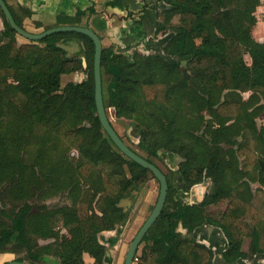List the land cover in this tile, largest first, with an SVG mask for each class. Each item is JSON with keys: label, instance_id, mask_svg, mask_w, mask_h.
Masks as SVG:
<instances>
[{"label": "trees", "instance_id": "16d2710c", "mask_svg": "<svg viewBox=\"0 0 264 264\" xmlns=\"http://www.w3.org/2000/svg\"><path fill=\"white\" fill-rule=\"evenodd\" d=\"M158 1L165 5L156 32L157 36H166L161 41L164 53L186 63V67L159 56H142L135 53L137 50L126 53L114 47L103 49L106 110L114 108L121 112L128 108L133 112L142 98L161 109L170 105L176 91L194 89L198 105L211 119L207 121L204 113H199L196 125L187 124L185 131L192 130L195 141L188 144L181 139L183 131L171 127L174 116L166 117L168 141L147 148L153 157H158V151L165 148L187 160L179 169L182 176L179 186L167 175L166 206L145 236L137 264H215L214 251L192 237L205 224L224 232L228 240L226 261L252 259L264 254V214L253 205L254 194L247 180L256 181L252 167L259 166L257 179L264 185V160L256 155L255 146L260 145L264 152V127L259 130L257 125L264 115V43L257 42L252 34L260 0ZM85 14L78 13L79 17ZM0 15L4 21V30L0 31V187L11 185L13 192L23 185L21 171L11 172L10 167L23 160L24 146L43 149L50 133L72 141L86 131L90 141L82 150L87 160L76 166L80 179L74 183L81 191L76 208L69 212L62 209L33 213L30 207H22L11 216L0 207V255L11 252L9 248L16 245L27 255L17 261L36 264L47 254L38 245L39 239H54L57 242L54 255L60 264H85L84 253L94 258V264H105L107 248L100 243L99 235L124 224L128 214L119 207L120 202L141 192L150 175L155 177L128 157L126 162L124 157L114 158L110 154L111 145H116L106 132L103 134L96 108L94 42L78 33H57L39 42L19 44L18 34L1 8ZM176 16H179L177 23L173 22ZM72 37L84 44L87 68L81 58L66 57V51L58 47L61 40ZM247 55L251 64L246 61ZM160 69L166 71L167 79H156ZM78 71H83L87 79L63 86L62 77ZM106 73L112 78L108 99L104 92ZM85 122L89 126L80 127ZM2 126L5 130L1 134ZM235 131L245 135L246 140L239 142L233 138ZM194 164L198 169L190 170ZM98 166L104 167L102 174L107 173L105 177L100 175L103 189L81 188V181L94 183ZM36 175L35 171L25 172L26 182ZM207 179L212 181L213 188L202 202L188 204L177 199L180 193L189 192ZM67 184L71 185L69 180ZM223 200H228V206L219 219L215 218L208 208ZM60 212L71 239L58 243ZM180 227L188 234L179 232ZM248 239L250 246L246 252L243 246Z\"/></svg>", "mask_w": 264, "mask_h": 264}, {"label": "rangeland", "instance_id": "374dc122", "mask_svg": "<svg viewBox=\"0 0 264 264\" xmlns=\"http://www.w3.org/2000/svg\"><path fill=\"white\" fill-rule=\"evenodd\" d=\"M161 11H163V8H161ZM162 13L163 12H161V14ZM161 20H163V15H161ZM178 21L179 16L174 17L173 22L177 23ZM165 37V35L157 36L156 34L153 37L146 39L142 43L138 44L139 47L135 49L137 50L135 53L137 52L142 56H159L163 60H166V62H170L174 65L180 64L182 68L186 67V63H181L176 57H171L164 53L163 49L165 45L161 43V41ZM19 42L25 43L30 41L19 37ZM246 60L247 62L251 61L249 56L246 57ZM167 78L168 76L166 75V71L164 69H160L156 79L164 80ZM63 80V86L70 82L67 76H64ZM111 81V75L106 73L104 77V92L106 99L109 98L108 87ZM195 94L196 93L194 89L176 91L172 95L170 105L161 107V109H159L160 107L158 104L155 105L145 102L142 100V98L137 102L135 111L133 112L128 108L123 109L121 112H117L114 108H109L107 110L111 123L123 141L140 155L152 159L156 165L159 166L162 171L169 176L171 182L174 183L175 186H179L182 183V176L179 169L184 167L183 162H185L187 159L182 155L176 152H170L165 148H161L158 151V157H153L150 155L147 148L150 145L162 142L163 140L168 141L166 139L167 132L165 131L164 125L167 120L166 117L172 118L173 116L174 118L171 127H175L176 129L179 128L183 131L180 134L182 141L187 142L188 144L195 142L193 141L194 135L192 130H190L188 133L185 131L187 124L191 122L192 126L193 124L196 125L199 113H204L207 121H209L208 119H211L209 113L201 109V107L198 105V100ZM243 96L248 98L249 94H244ZM85 123L86 124L80 127L89 126L87 122ZM0 124H2V122H0ZM257 125L259 130L264 127V115L258 119ZM216 127H218V124H216ZM1 130L2 134L5 130V127L2 126ZM103 134H105V131H103ZM233 136V138L239 140V142H244L246 140L245 135L243 136L241 133L237 134L236 131L234 132ZM250 136L253 137V134ZM250 139L253 140V138ZM88 140V134L86 131H82L81 134L78 137L73 138L72 141H64L56 134L50 133L49 141L43 149L36 150L30 146H24L23 160H20V163L18 162V166L10 167L11 172L15 170L21 171L23 176H21L20 182H22L23 185L14 188L13 192L11 185H6L9 189L6 188L5 185H2L0 187V207L7 210L11 216L16 215L19 209L22 207H30L33 213L46 211L56 212L62 209H65L66 212H69L71 209H73V207L76 208L75 205L81 193L74 183L75 180L80 179L76 173V166L87 160L86 157H83L82 150H84L87 144L90 143ZM141 142H143L145 145H142ZM255 146L257 150L256 155L260 158V160H264L263 149L260 145L256 144ZM110 154L114 158H119L122 156L125 158L123 159L126 160V162L129 160L114 145H111ZM240 160L242 159L240 158ZM34 164L36 166H32ZM239 166L242 168L241 162H239ZM198 167V165L194 164L190 166V170H197ZM252 168L254 169L253 172L256 180L253 182L252 186L256 192L254 206L257 209H261L264 214V185L257 179V174H259V166H257L256 169L254 167ZM103 169L104 167L98 166L96 169L98 176L95 178L94 183L89 185L86 182L81 181V188L91 186L92 189L102 190L103 186L101 184L100 178L107 176V173L102 174ZM27 171H35L37 174L34 179H31L28 182H26L24 177V173ZM127 173L130 176L129 171ZM204 173H206V170ZM101 174L102 176L100 177ZM68 180L71 185L67 184ZM199 187L204 188L200 193L206 195L213 188V183L210 179H207L203 183L195 185L189 192L193 194V190L196 191ZM159 193L160 184L152 177V175H150L146 187L135 195L131 204L128 201L121 202L122 208L124 210L125 207L128 208V219L124 222L122 227L117 230V239L121 241V264H124L125 262V258L132 240L135 238L140 228L151 215L157 203ZM227 205L228 200H223L216 206L210 207L209 213L213 216L219 217L227 208ZM60 213V219L58 221L57 227L59 232L58 243H61L60 241L63 239H71L69 230L63 226V212ZM56 243L57 242H55L54 239H39L38 241V245L47 253L44 256H53L55 259H58V257L54 255V246ZM143 247L144 245L141 246L139 254L141 253ZM9 249L11 252H19L18 254L15 253L16 259L18 257H27V255L24 253V249L17 247L16 245L11 246Z\"/></svg>", "mask_w": 264, "mask_h": 264}, {"label": "crops", "instance_id": "0c3cea01", "mask_svg": "<svg viewBox=\"0 0 264 264\" xmlns=\"http://www.w3.org/2000/svg\"><path fill=\"white\" fill-rule=\"evenodd\" d=\"M5 1L13 11L16 19L22 23L23 28L30 33L38 34L50 28L59 26L89 27L101 38L103 49L114 47L116 51H122L126 53H131L133 50L139 47V43H142L146 39L156 35L159 24L162 21L161 8L164 9L165 6L158 0ZM91 9L94 10V13L92 14L89 13ZM79 12L86 14L79 17ZM254 16L257 19V23L253 28V38L259 43H264V0H260ZM3 30L4 21L0 15V31ZM19 37L20 36L18 35V42ZM25 43L19 42V44ZM59 44L70 48L69 50L72 54H70L71 57H78L81 58L82 61H86V66H84V68H87V57L85 54L84 44L81 40L74 37L66 38L61 40L58 45ZM68 53L69 52L67 51L66 57ZM248 63L251 64V61ZM64 76H67L70 82L75 83H81L87 79V75L83 71H78ZM64 76L62 77V82H64ZM247 180L251 185V189L255 198L256 192L252 187L253 182L249 181V179ZM205 196L206 195L199 193L195 194V191L193 190V194L190 192L180 193L177 199L184 203L196 204L202 202ZM219 203H221V201ZM216 205L217 204H213L209 206V208ZM258 210L261 211L259 208ZM221 216L214 217L219 219ZM120 227H122V225L116 230L104 231L99 235L100 243L107 248L105 264H121V241L117 239V230ZM178 231L183 235L188 234L187 230L183 229L182 227H180ZM192 237H194L198 243L204 244L214 251L215 264H264V254H258L254 258L248 260L239 259L234 262L226 261L224 253L228 249V240L224 232L219 227L205 224L204 226L198 228ZM249 246L250 240L248 239L244 243V251L248 252ZM15 255V253L11 252L2 253L0 255V264H6L16 260ZM83 260L85 264L95 263L94 258L88 253H84ZM26 263L30 264L29 262ZM36 264L60 263L58 259H55V257L47 256Z\"/></svg>", "mask_w": 264, "mask_h": 264}, {"label": "water", "instance_id": "95a60500", "mask_svg": "<svg viewBox=\"0 0 264 264\" xmlns=\"http://www.w3.org/2000/svg\"><path fill=\"white\" fill-rule=\"evenodd\" d=\"M0 8L3 11L12 29H14L20 37L28 41L39 42L57 33H78V34H82V35L89 37L94 42L95 44V58H94L95 101H96L97 114H98L100 123L104 131L107 133V135L116 145V147L126 157L136 162L143 168L149 170L160 184V193H159L157 203L151 215L146 220V222L143 224V226L140 228L137 235L131 242L126 259H125V263H124V264H137V260H138L137 256H138L140 247L144 241V238L147 235V233L150 231V229L154 226V224L158 221V219L162 215L164 208L166 206L168 194H169V181H168L167 175L158 166H156L155 164L149 162L148 160H146L145 158L137 154L123 141V139L118 134V132L116 131V129L114 128L113 124L111 123L108 117V113L105 107L104 95H103V79H102L103 44H102L101 38L89 27H81V26H59V27L50 28L38 34L30 33L17 24L5 0H0ZM58 47L62 48L66 52L68 51L69 53L67 57H71L72 54H71V51L69 50L70 48L66 47L65 45H61V44H59ZM83 64L84 66H86V61H83ZM137 193L138 192H135L132 197H130L129 199H123L121 202L128 201L131 204ZM121 202L119 204V207L122 208ZM126 208L127 207H125L124 211L127 214L128 208L127 209ZM6 264H27V263L14 260Z\"/></svg>", "mask_w": 264, "mask_h": 264}, {"label": "flooded vegetation", "instance_id": "af4514ba", "mask_svg": "<svg viewBox=\"0 0 264 264\" xmlns=\"http://www.w3.org/2000/svg\"><path fill=\"white\" fill-rule=\"evenodd\" d=\"M155 165H156V164H155ZM156 166H157V165H156ZM158 167H159V166H158ZM159 168H160V167H159ZM160 169H161V168H160ZM161 170H162V169H161ZM203 189H204V188H202V187L200 188V187H199L198 190L195 191V194H197V193L201 194L200 192H201ZM202 193H203V192H202ZM132 241H133V240H132ZM140 248H141V247H140ZM139 252H140V250H139ZM127 253H128V252H127ZM138 255H139V253H138ZM126 256H127V255H126ZM125 259H126V258H125ZM124 263H125V262H124Z\"/></svg>", "mask_w": 264, "mask_h": 264}]
</instances>
